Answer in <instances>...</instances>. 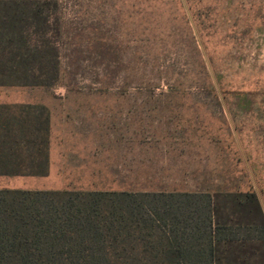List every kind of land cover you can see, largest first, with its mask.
Listing matches in <instances>:
<instances>
[{
    "label": "rangeland",
    "instance_id": "1",
    "mask_svg": "<svg viewBox=\"0 0 264 264\" xmlns=\"http://www.w3.org/2000/svg\"><path fill=\"white\" fill-rule=\"evenodd\" d=\"M58 1L60 82L0 88V102L46 104L53 121L66 124V130L53 129L52 157L59 139L63 148L77 143L86 149L84 140L92 138L97 150L105 145L114 179L76 171L67 179L73 186H67L51 162L47 177H0V187L196 189L205 177L223 181L220 169L227 161L235 176L246 171L264 204V103L237 107L206 98H146L182 87L196 96L211 84L264 87V0ZM76 131L87 137L71 138L69 132ZM230 132L238 137L241 156L233 145L223 148ZM210 133L220 140L223 157L205 141ZM132 135L140 163L133 179H120L118 152ZM200 135L205 140L198 141Z\"/></svg>",
    "mask_w": 264,
    "mask_h": 264
},
{
    "label": "trees",
    "instance_id": "2",
    "mask_svg": "<svg viewBox=\"0 0 264 264\" xmlns=\"http://www.w3.org/2000/svg\"><path fill=\"white\" fill-rule=\"evenodd\" d=\"M58 8V0H0V88L60 82ZM200 93L170 88L146 98H206L237 107L264 103L258 85L211 84ZM210 134L197 139L223 157L220 140ZM228 138L223 148L233 145L241 156L238 137L230 132ZM51 139L46 104L0 102V177L49 176ZM225 164L223 181L205 177L196 189L0 187V264H264L260 193L245 170L235 176L232 163Z\"/></svg>",
    "mask_w": 264,
    "mask_h": 264
},
{
    "label": "crops",
    "instance_id": "3",
    "mask_svg": "<svg viewBox=\"0 0 264 264\" xmlns=\"http://www.w3.org/2000/svg\"><path fill=\"white\" fill-rule=\"evenodd\" d=\"M55 126L58 127V131H59V129L62 127H64L65 129L66 124H63V122H57V121L54 122L52 119V134ZM78 134H81L83 138L87 137L82 132H78V131H76V133L69 132L71 138H75V136H78ZM134 137L135 135H132L131 138L125 140L124 143H126L127 146L124 145V147L121 148L120 153L118 152L119 154L118 157L121 158L119 161H121L122 163L120 162L119 163L120 165L117 166L119 167V175L117 174L116 176H119L120 179H126V178L133 179L135 176V166H137L138 168V164L140 163V160L138 159L140 149L138 147V149H136L135 152ZM95 142L96 141H94L92 138L85 139L84 145L86 149L77 147V143L74 145V148L68 149L66 145H64L65 147L63 148L62 146L63 143L59 139V144H57L56 147L58 151H56L54 157H52V152H51V162L56 167L58 175L63 178L64 180L63 184L67 183V179L72 178L73 172L76 171L83 173L87 171L88 175L90 176H94L97 173L101 175L109 174L114 179L113 175L110 173L109 165H107L109 163L108 162L109 154L105 150L103 151V146L105 145L102 144L101 149L97 150L96 147H93V145H95ZM51 144H52V139H51ZM99 161H101V163L103 162V164L102 165L97 164V162ZM121 185H130V184L124 181L123 183L121 182ZM67 186H73V184L67 183Z\"/></svg>",
    "mask_w": 264,
    "mask_h": 264
}]
</instances>
